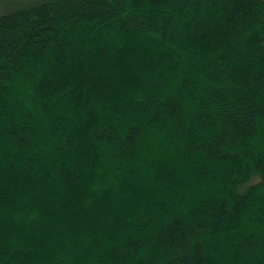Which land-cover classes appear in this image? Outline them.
Here are the masks:
<instances>
[{
	"label": "trees",
	"instance_id": "trees-1",
	"mask_svg": "<svg viewBox=\"0 0 264 264\" xmlns=\"http://www.w3.org/2000/svg\"><path fill=\"white\" fill-rule=\"evenodd\" d=\"M0 264H264V0H0Z\"/></svg>",
	"mask_w": 264,
	"mask_h": 264
}]
</instances>
